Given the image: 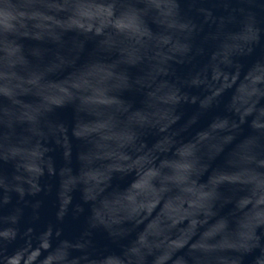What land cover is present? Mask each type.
<instances>
[{
	"label": "water",
	"instance_id": "95a60500",
	"mask_svg": "<svg viewBox=\"0 0 264 264\" xmlns=\"http://www.w3.org/2000/svg\"><path fill=\"white\" fill-rule=\"evenodd\" d=\"M0 264H264V0H0Z\"/></svg>",
	"mask_w": 264,
	"mask_h": 264
}]
</instances>
